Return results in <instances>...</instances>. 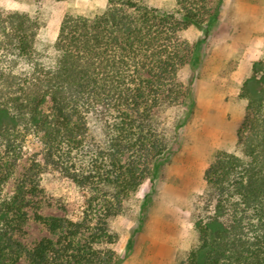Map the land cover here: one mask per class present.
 Wrapping results in <instances>:
<instances>
[{
	"label": "trees",
	"instance_id": "16d2710c",
	"mask_svg": "<svg viewBox=\"0 0 264 264\" xmlns=\"http://www.w3.org/2000/svg\"><path fill=\"white\" fill-rule=\"evenodd\" d=\"M147 2L69 10L51 38L36 16L0 8V264L22 257L28 264L111 263L114 252L96 246L117 243L111 221L167 163L182 127L162 125L164 110L192 113V91L179 72L199 42L184 33L208 29V0H175L171 12ZM239 99L245 115L236 153L218 152L205 170L193 241L178 264H264V57L252 63ZM30 137L38 159L5 198ZM48 170L80 200L48 196L40 181ZM43 205L64 216L40 214ZM31 207L37 223L60 235L56 242L44 237L28 248L16 239Z\"/></svg>",
	"mask_w": 264,
	"mask_h": 264
},
{
	"label": "rangeland",
	"instance_id": "374dc122",
	"mask_svg": "<svg viewBox=\"0 0 264 264\" xmlns=\"http://www.w3.org/2000/svg\"><path fill=\"white\" fill-rule=\"evenodd\" d=\"M147 3L168 12L176 9L175 0ZM105 7L106 0H0V8L36 16L42 34L49 38L57 34L67 11ZM206 20L207 31L190 27L184 33L189 43L199 42L179 72L180 81L192 91V113L187 115L182 106L164 110L162 125L173 128L181 123L182 127L171 143L167 163L129 198L126 212L111 221L117 243L96 246L114 252L110 264H178L185 259L193 241V207L203 192L204 172L218 152L236 153L237 133L245 115L239 91L252 63L264 56V0H208ZM91 127L99 132L97 124L91 123ZM39 152L37 138H28L16 170L3 188L5 198L15 194ZM40 181L48 196L80 200L74 186L55 171L44 172ZM34 210L28 208L29 219L16 239L28 248L44 237L56 242L60 235L37 223ZM38 211L44 216H64L56 206L43 205ZM18 264H28L27 259L22 257Z\"/></svg>",
	"mask_w": 264,
	"mask_h": 264
},
{
	"label": "crops",
	"instance_id": "0c3cea01",
	"mask_svg": "<svg viewBox=\"0 0 264 264\" xmlns=\"http://www.w3.org/2000/svg\"><path fill=\"white\" fill-rule=\"evenodd\" d=\"M264 57V56H263ZM263 57H261V58H259V59H257V60H260V59H262ZM256 61V60H255ZM192 230H193V227H192Z\"/></svg>",
	"mask_w": 264,
	"mask_h": 264
}]
</instances>
